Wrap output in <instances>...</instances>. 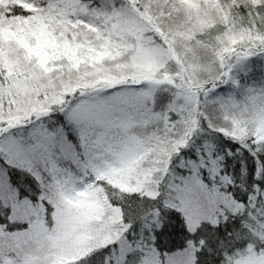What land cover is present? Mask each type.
I'll return each mask as SVG.
<instances>
[{"label": "snow or ice", "instance_id": "snow-or-ice-1", "mask_svg": "<svg viewBox=\"0 0 264 264\" xmlns=\"http://www.w3.org/2000/svg\"><path fill=\"white\" fill-rule=\"evenodd\" d=\"M253 7L0 0V264H264Z\"/></svg>", "mask_w": 264, "mask_h": 264}, {"label": "trees", "instance_id": "trees-1", "mask_svg": "<svg viewBox=\"0 0 264 264\" xmlns=\"http://www.w3.org/2000/svg\"><path fill=\"white\" fill-rule=\"evenodd\" d=\"M233 3H243V4H246V5H259V4H262L264 3V0H262L261 2L259 3H256V4H253V3H249L247 1H244V0H236V1H233ZM252 15H249V16H242L239 12L235 13V25L239 28V27H243L245 29H247L249 27V25H251V28L253 30H256V25L259 24L260 25V28L259 30L260 31H264V13H261L260 15H256V9L255 7L252 8Z\"/></svg>", "mask_w": 264, "mask_h": 264}, {"label": "rangeland", "instance_id": "rangeland-1", "mask_svg": "<svg viewBox=\"0 0 264 264\" xmlns=\"http://www.w3.org/2000/svg\"><path fill=\"white\" fill-rule=\"evenodd\" d=\"M233 1H236V0H233ZM237 1H238V0H237ZM244 1H247V2H249V3L256 4V3L261 2L262 0H244ZM215 3H216L217 5H220V4H221V0H215Z\"/></svg>", "mask_w": 264, "mask_h": 264}]
</instances>
